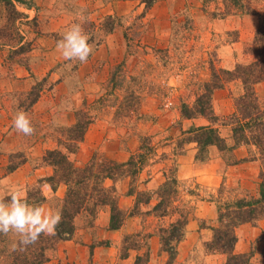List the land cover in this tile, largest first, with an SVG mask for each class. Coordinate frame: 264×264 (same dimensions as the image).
<instances>
[{
  "label": "rangeland",
  "instance_id": "374dc122",
  "mask_svg": "<svg viewBox=\"0 0 264 264\" xmlns=\"http://www.w3.org/2000/svg\"><path fill=\"white\" fill-rule=\"evenodd\" d=\"M23 1L18 9L24 15L13 25L0 2V26L6 27L7 38L13 41L20 33L24 41L33 42L31 51L12 57L13 48L0 45V181L9 188L23 187L30 203L39 204L38 197L44 196L43 206L58 209L67 185L54 182L55 190L47 182L54 167L43 157L53 148L67 152L59 139L67 141L66 129L76 123L80 110L94 120L79 148L69 154L76 165H86L94 154L99 162H126L140 152L146 136L153 148L145 151L147 158L133 177L106 180L114 185L124 210H132L136 202V195L128 194L131 186L143 191L144 200L150 197L140 205L141 213L129 216L116 230L109 228V206L102 207L94 222L80 218L74 237L50 250L46 264H135L145 252L151 254L150 264H167L169 255L157 233L169 218L152 211L171 177L178 184H169L165 197L171 206L192 213L174 264H226V254L209 251L205 244L220 225L221 212L228 221V206L259 195L262 165L259 159L246 160L259 155L255 146H237L233 138L239 133L231 116L244 85L220 70L234 71L254 60L251 47L259 16H224L234 9L232 0H157L150 9L142 0ZM255 7L263 10L264 0ZM81 17L94 46L86 63L65 60L56 47L61 34ZM213 74L226 81L213 94V121L185 118L183 106L193 107L200 85ZM255 88L264 108V79ZM20 110L32 119L36 131L31 136L12 126ZM210 124L225 140L224 149L201 148L188 140L194 127ZM24 157L26 162L10 171L11 160ZM235 158L241 161L233 163ZM236 234L235 251L250 254L248 264H264V218L241 224ZM127 235L133 237L126 243ZM124 245L140 249L129 250L125 257Z\"/></svg>",
  "mask_w": 264,
  "mask_h": 264
},
{
  "label": "trees",
  "instance_id": "16d2710c",
  "mask_svg": "<svg viewBox=\"0 0 264 264\" xmlns=\"http://www.w3.org/2000/svg\"><path fill=\"white\" fill-rule=\"evenodd\" d=\"M156 1L142 0L148 9ZM0 2L6 7L8 12L6 20L9 25L15 24L18 19L23 17L24 13L17 6L18 3H25L23 0H0ZM257 2L258 0H232L231 5H233L234 9L224 14V16H227L241 12L254 13L259 16V25L251 47L255 55L254 60L247 65H239L234 71L221 69L220 74L233 75L232 79L239 78L244 85V92L237 98V112L231 116L233 123L237 125L234 131L239 133H234L233 138L237 146H255L259 151V155L246 160L259 159L262 165L259 195L254 196L251 200L246 198L239 199L234 208L228 206V221L224 218L225 214L221 212L219 216L220 225L214 228L213 238L205 244L209 251L226 254V264L249 263L250 254L237 253L235 251L238 242L236 228L241 224L257 222L264 218V108L259 102L255 88L257 83L264 79V9L258 10L255 7ZM5 29L6 27L0 26V45H9L13 48L11 57L13 53L17 54L21 50L31 51L33 48L32 41H24V37L20 33L17 38L10 41V38H7L9 35L5 34ZM224 81L223 77L213 74L211 80L203 82L200 85V92L197 94L195 104L193 107L184 105L182 115L188 119L202 117L213 121V94L216 89L225 85L226 81ZM34 90L36 91V87H34ZM34 92L32 91V93ZM93 120V115H90L86 110L78 111L76 123L66 129L67 141L59 139V143L66 147L67 152L59 148H53L48 150L43 157L44 161L54 167V172L48 177L47 182L51 183L54 189V182L67 185V192L58 205V209L62 212V219L55 229V235H41L37 243L29 245L23 251H11V244L16 239L15 236L11 234L7 237L0 235V264H46L49 261L50 250L56 249L62 241L71 240L74 237L80 218L91 217L94 222L102 207L109 206V228L116 230L124 225L129 216L141 213L142 208H140V205H142L143 201L144 203L150 202V197L146 200L142 198V190H137V188L131 186L128 194L136 195V202L132 210H124L119 204L118 194L114 185L106 183L107 179L116 180L117 177L124 174L133 177L136 172H140V165L147 158L145 151L151 152L153 150L150 139L147 136L143 137L144 144L142 143L140 152L132 155L130 160L126 162H117L108 158L99 162L97 154H94L84 166H78L71 161L69 154L79 148ZM192 132L195 133L188 140H195L201 148L210 145H218L221 149L225 148V146H222L225 140L219 135L214 124L194 127ZM26 160L25 157L15 163L11 160V164H9L10 171L16 170ZM232 161L237 163L241 159L235 158ZM138 164L140 165L138 166ZM175 182L178 184V179L171 177L170 180L167 179L163 184L168 190L164 191L160 202L154 206L152 211L153 213L155 212L154 215L161 217L163 220L169 218L168 222L164 223L157 233L162 244V250L169 255L167 264L176 262L178 246L186 234V228L192 214L190 208L181 211L178 205L171 206L170 203L172 202L165 197V194H168L170 190L169 184ZM192 194L195 195L194 192ZM37 201L41 204L45 201V197L39 196ZM147 212L152 213L150 210ZM131 237L133 235H127L124 242L127 243ZM124 247L128 248L125 257L128 256L129 250L140 249L137 245L132 247L124 245ZM150 261V252H145V254L137 256L135 264H150Z\"/></svg>",
  "mask_w": 264,
  "mask_h": 264
},
{
  "label": "clouds",
  "instance_id": "9594fccd",
  "mask_svg": "<svg viewBox=\"0 0 264 264\" xmlns=\"http://www.w3.org/2000/svg\"><path fill=\"white\" fill-rule=\"evenodd\" d=\"M86 22V18L81 17L78 22L72 23L57 41V50L65 60L86 63L93 53L94 46L89 43L91 37L83 27ZM12 126L25 136H31L36 131L30 115L23 110L15 114ZM61 219L60 209L53 210L42 204L30 203L23 187L9 188L0 181V235L15 236L11 251L26 250L29 245L37 243L41 235H55V229Z\"/></svg>",
  "mask_w": 264,
  "mask_h": 264
},
{
  "label": "crops",
  "instance_id": "0c3cea01",
  "mask_svg": "<svg viewBox=\"0 0 264 264\" xmlns=\"http://www.w3.org/2000/svg\"><path fill=\"white\" fill-rule=\"evenodd\" d=\"M18 6V5H17ZM97 220V219H96ZM108 223V222H107ZM190 223V222H189ZM189 223H188V225H187V228H188V226H189ZM187 228H186V230H187ZM113 230V229H112ZM68 241H70V240H68ZM179 247V246H178ZM97 250V247L95 248V251Z\"/></svg>",
  "mask_w": 264,
  "mask_h": 264
}]
</instances>
